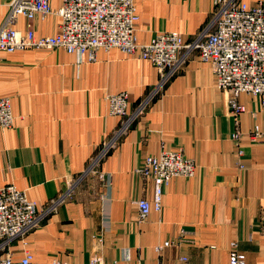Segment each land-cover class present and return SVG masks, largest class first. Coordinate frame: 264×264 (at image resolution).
I'll list each match as a JSON object with an SVG mask.
<instances>
[{
	"label": "crops",
	"instance_id": "obj_1",
	"mask_svg": "<svg viewBox=\"0 0 264 264\" xmlns=\"http://www.w3.org/2000/svg\"><path fill=\"white\" fill-rule=\"evenodd\" d=\"M9 1L0 0V24ZM49 3L56 11L62 0ZM216 3L134 0L137 41L176 31L190 42ZM60 22L55 13L32 22L18 16L14 27L52 36ZM157 82L148 60L115 48L98 50L90 61L62 49L0 53V97L10 100L14 118L11 127L0 128V188L24 191L42 214L39 226L9 242L3 254L17 260L28 250L38 264H82L93 256L105 264H227L234 243L245 264H264V144L248 135L264 124L261 99L239 94L245 112L233 118L211 65L193 50L104 151L121 125L109 114L106 96L126 92L132 114ZM162 149L182 151L195 173L164 186L157 211L154 184L139 169ZM140 198L151 204L143 222L137 220Z\"/></svg>",
	"mask_w": 264,
	"mask_h": 264
},
{
	"label": "built area",
	"instance_id": "obj_2",
	"mask_svg": "<svg viewBox=\"0 0 264 264\" xmlns=\"http://www.w3.org/2000/svg\"><path fill=\"white\" fill-rule=\"evenodd\" d=\"M55 13L61 18L59 30L52 36H35L31 26L25 32L15 29L18 16L27 22L39 16ZM134 0H62L60 8L53 11L49 0H10L8 11L0 24V53L22 49H62L80 57L94 60L98 50L118 49L129 57L148 60L158 72V82L153 92L144 99L136 111L127 113L126 92L108 94L109 114L118 116L121 125L105 145L110 148L125 133L129 124L152 98L183 66L190 52L197 50L199 58L212 67L215 86L228 94V112L237 118L245 112L238 101L239 94H249L261 99L264 105V1L247 4L243 0H217L212 18L192 41L184 42L176 31L156 33L149 42L139 43L135 24L138 20ZM10 100L0 97V128L13 124ZM253 142L264 144V124H255L249 131ZM239 140L240 133L232 132ZM238 150V156H242ZM242 168V166H240ZM143 177L154 184V208L160 210L163 188L175 177H191L195 163L182 151L162 149L147 156L139 169ZM59 200L51 202V211ZM138 222H143L151 209L148 199L136 201ZM42 214L35 202L25 192L13 185L0 188V264H38L30 251L14 260L7 251L12 240L24 236L39 226ZM160 249V246L157 247ZM52 264H71L55 260ZM82 264H105L93 256ZM110 264H118L116 262ZM227 264H245V257L231 244Z\"/></svg>",
	"mask_w": 264,
	"mask_h": 264
},
{
	"label": "rangeland",
	"instance_id": "obj_3",
	"mask_svg": "<svg viewBox=\"0 0 264 264\" xmlns=\"http://www.w3.org/2000/svg\"><path fill=\"white\" fill-rule=\"evenodd\" d=\"M242 154H243V152H242ZM239 165L242 166V168H243V166H244L241 162L239 163ZM240 168H241V167H240Z\"/></svg>",
	"mask_w": 264,
	"mask_h": 264
}]
</instances>
